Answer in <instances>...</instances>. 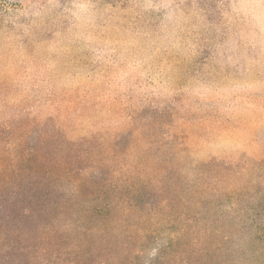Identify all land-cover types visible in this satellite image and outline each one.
Returning <instances> with one entry per match:
<instances>
[{
  "label": "rangeland",
  "instance_id": "1",
  "mask_svg": "<svg viewBox=\"0 0 264 264\" xmlns=\"http://www.w3.org/2000/svg\"><path fill=\"white\" fill-rule=\"evenodd\" d=\"M96 156L217 160L264 214V0H0V165Z\"/></svg>",
  "mask_w": 264,
  "mask_h": 264
},
{
  "label": "trees",
  "instance_id": "2",
  "mask_svg": "<svg viewBox=\"0 0 264 264\" xmlns=\"http://www.w3.org/2000/svg\"><path fill=\"white\" fill-rule=\"evenodd\" d=\"M90 158L0 165V264H264L262 203L221 185L226 164Z\"/></svg>",
  "mask_w": 264,
  "mask_h": 264
}]
</instances>
